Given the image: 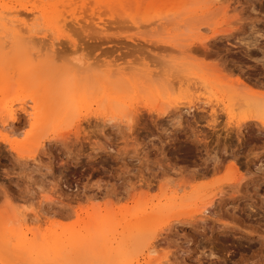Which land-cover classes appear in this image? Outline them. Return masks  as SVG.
<instances>
[{"label": "rangeland", "instance_id": "374dc122", "mask_svg": "<svg viewBox=\"0 0 264 264\" xmlns=\"http://www.w3.org/2000/svg\"><path fill=\"white\" fill-rule=\"evenodd\" d=\"M197 2L0 0V258L8 248L14 254L0 264H264V0ZM14 10L29 15L12 17ZM14 23L26 26V40L14 38ZM221 28L233 30L214 34ZM31 65L43 67L36 81L17 80ZM112 71L123 80H111ZM153 71L164 74L152 75L158 81L146 91L141 79ZM188 71L200 83L179 79ZM76 74H110L107 86L121 99L96 104L100 90L80 85L72 92L92 108L63 121L34 124L18 110ZM239 92L254 98L238 100ZM9 104L19 112L8 127L1 123ZM164 106L173 111L157 117ZM93 214L105 220L104 235H90ZM17 236L28 240L22 257ZM59 242L63 256L51 254Z\"/></svg>", "mask_w": 264, "mask_h": 264}, {"label": "bare ground", "instance_id": "6f19581e", "mask_svg": "<svg viewBox=\"0 0 264 264\" xmlns=\"http://www.w3.org/2000/svg\"><path fill=\"white\" fill-rule=\"evenodd\" d=\"M195 1H200V2H197V3H199V5H200V3L201 4H203V2L205 1V3H212V2H214V1H217V0H203L202 2H201V0H195ZM219 1V0H218ZM227 1V0H226ZM238 0H236V2H237ZM241 1V0H240ZM1 3H3V2H1ZM210 3V4H211ZM216 3V2H215ZM239 3V2H238ZM213 5H214V3H212ZM205 5L207 6L208 4H203V6L205 7ZM21 6V5H20ZM203 6H202V8H203ZM219 6H221V4L219 5ZM218 6V7H219ZM225 6V5H224ZM200 7V6H199ZM208 8L210 7V6H207ZM206 7V8H207ZM217 7V8H218ZM24 8L25 9H27V7L26 6H24ZM201 8V7H200ZM199 8V9H200ZM205 9V8H204ZM204 9H203V11H204ZM181 10H182V8H181ZM28 11H30V13H31V15H32V13H33V9H30V10H28ZM40 11V10H39ZM220 11V10H219ZM228 11V10H227ZM226 11V12H227ZM1 12H2V10H1ZM12 12V11H11ZM10 12V14H12ZM14 12H15V15H12V17L13 16H17L18 14H24L25 16H26V14L27 13H23L21 10H20V12L18 13L17 11H15L14 10ZM22 12V13H21ZM211 12V11H210ZM209 12V13H210ZM5 13H9L8 11H6ZM34 13H37V11L36 12H34ZM213 13H216V12H214L213 11ZM218 13V12H217ZM204 14H205V12H204ZM29 14H27V16H28ZM207 15H211V13L210 14H206V16ZM215 14H212V16H214ZM217 15V14H216ZM219 15V14H218ZM217 15V16H218ZM215 17V16H214ZM223 17V16H222ZM4 19V18H3ZM8 21V20H7ZM11 21H12V19H11ZM11 21H8V22H11ZM16 21V23H17V20H15ZM60 21V20H59ZM221 21V20H220ZM223 21V20H222ZM225 21H226V19H225ZM19 22V21H18ZM101 23V22H100ZM10 24H12V23H10ZM15 24V23H14ZM155 24V23H154ZM211 24V23H210ZM15 25H17V24H15ZM14 25V26H15ZM21 25V24H20ZM211 25H213V24H211ZM19 25H17L16 27H13L12 28V32H13V36H14V38L16 39V40H18V41H23V40H26V38H27V36H25L24 34H25V32L27 33V29H26V26H25V28H23L22 26H20V27H18ZM232 30L233 29H230V28H221V29H218V30H216L215 32H214V34H216V35H221V36H223V35H229V34H231L232 33ZM215 35V36H216ZM214 36V37H215ZM30 37V36H29ZM31 39V38H30ZM59 40V39H58ZM30 42V41H29ZM57 42H59V41H57ZM57 42H56V44H53L52 43V46L51 47H55V46H57L58 44H60L61 45V41L57 44ZM25 43V42H24ZM55 43V42H54ZM202 43H205V42H202ZM201 43V44H202ZM255 45V43H252V45H250L249 43L247 44V47H250V46H254ZM12 45H13V42H12ZM12 45H11V47H12ZM17 45V44H16ZM24 45V44H23ZM208 45V44H207ZM207 45H206V43L205 44H203L201 47H202V50L205 52V53H208L209 54V50L207 49ZM15 46V45H14ZM17 47H18V45H17ZM16 47V48H17ZM53 47V48H54ZM50 49V48H49ZM55 49V48H54ZM53 49V50H54ZM207 50H208V52H207ZM249 51H250V48L248 49ZM49 52H53V51H50L49 50ZM205 53H203V54H205ZM262 53H263V58H264V51L262 50ZM261 53V54H262ZM245 54H248V52H245ZM256 54V53H255ZM207 55V54H206ZM206 55H203V56H205L206 57ZM208 56V55H207ZM99 61V60H98ZM98 61H97V64H98ZM103 64V63H102ZM146 65V64H145ZM40 66V65H39ZM38 65H35V66H33V65H31V66H28L27 67V69H25L26 70V72H25V75L23 76L22 75V73L21 74H18V75H20V76H22V78L21 77H18V79L17 80H19V78H20V80L19 81H26V80H29V82L30 81H32L31 80V78H33L36 74H38L40 71H41V68H43L42 66H40L39 67ZM149 66V65H148ZM179 66V65H178ZM172 67V66H171ZM169 69V68H168ZM168 69H165V70H167L166 71V73H168ZM172 70L174 69V68H171ZM42 70H44V69H42ZM183 70V69H182ZM114 71H117V70H115L114 69ZM114 71H112V73L110 72V74H112V76L115 74V72ZM159 71V70H158ZM158 71H156V73H155V71H153L152 72V74H151V72H146V73H144V77H143V79H141V80H143V83H142V85L144 86V88H145V90L146 91H149L150 89H151V87L153 88L154 87V85L152 84V82L155 80L156 81V77L155 78H153L152 77V75H154L155 74V76H159V74H162L161 72H159V74H158ZM164 71V70H163ZM43 72V71H42ZM41 72V73H42ZM107 72H109V71H104V76H105V73H107ZM128 72V71H127ZM175 72H178V73H181V71H175ZM40 73V74H41ZM117 73V72H116ZM121 73H123V72H121ZM129 73V72H128ZM198 73V71L195 73V72H191V71H188L187 72V74L186 75H181L180 77L179 76H177V77H179V79H182L183 77L182 76H185L186 77V79L185 78H183V80L185 79V80H189V79H191V78H194V79H196V82H198L197 81V78H200V76L197 74ZM206 73V72H205ZM108 75V77H105V78H100L101 76H96L95 74H89V75H87V76H84V77H81V76H79V75H72V76H69V78L68 79H66L65 80V83L63 84V86H59V88L55 91H52L51 93H48V87L46 88L45 86V84L43 85L44 87H45V91L46 90H48V91H46V95L44 94V98H42V96H41V100L40 101H38L36 98H35V96L34 95H31L30 97H29V100H30V102L31 101H33L34 102V105H31V107H30V105H29V103H26V101H24L23 103H21L22 105H21V107L18 109V110H20V111H22L23 113H26V115H27V118H29V117H31L32 119H34V124H43V122H47V124L49 123V122H52V123H54V118H56V119H58V121H63L64 119H67V118H69V117H71V116H73V115H75V114H77V113H79V108H81V107H83V106H86V107H88L89 109L90 108H92V105H93V101L92 102H88L87 100H85V98H83V96H75V93H73L72 92V90L74 89H76V87H79L80 85L84 88V90H85V92H87V93H89L88 92V90H90V89H95V88H97V91L98 90H100V93L98 94V96L97 97H95V100H94V102L97 104V102L101 99L102 101L101 102H104V100L106 101H108L109 103L110 102H118L120 99H121V97H120V95L118 94V92L116 91V89H110V88H108V86H107V79L109 78V76L110 77H112L111 75ZM126 74V73H125ZM124 73H123V75H125ZM164 74V73H163ZM162 74V75H163ZM173 74H175L174 72L173 73H171V74H167V75H169L170 77L171 76H173ZM206 75V74H205ZM205 75H203V77H201V81H202V83H206V81L207 80H209V79H205ZM239 75V74H238ZM37 76V75H36ZM115 77H116V75H114ZM113 76V78L111 79V80H114L115 79V77ZM118 76H119V74H118ZM117 76V77H118ZM122 76V75H121ZM175 76V75H174ZM23 77H24V79H23ZM39 77H41V76H39ZM103 77V76H102ZM116 77V79L117 80H120L121 81V79L122 78H117ZM130 77V76H129ZM177 77H174V78H177ZM206 77H208L207 75H206ZM224 77V76H223ZM13 77H9V80L11 81V79H12ZM35 79L33 80V81H36V77H34ZM161 78V77H160ZM241 78H242V76H241ZM241 78H238L237 79V81H239V85L240 86H238V87H240L241 88V86L243 87V88H248V86L246 85L247 83H246V81H244V80H242ZM22 79V80H21ZM40 79V78H39ZM8 80V81H9ZM38 80V79H37ZM110 80V79H109ZM123 80V79H122ZM163 80V79H162ZM169 79L168 78H166V81H167V83H169V81H168ZM236 80V79H235ZM25 81L23 82L24 84H25ZM140 81V80H139ZM157 81H158V79H157ZM156 81V82H157ZM172 81V78H171V80H170V82ZM182 81V80H181ZM180 81V82H181ZM40 82H41V80H40ZM109 82V81H108ZM116 82V81H115ZM177 83L179 82L178 80L176 81ZM186 81H184L183 83L184 84H186L185 83ZM22 83V84H23ZM35 82H33V84H34ZM47 83V82H46ZM122 83H123V81H122ZM166 83V84H167ZM172 83V82H171ZM176 83V84H177ZM181 84L182 86L184 85V84ZM193 82L191 81V84H192ZM198 83H200V81L198 82ZM209 83V82H208ZM8 84H10L8 87L10 88L11 87V85L13 84V83H8ZM20 84V83H19ZM22 84L20 85V86H22ZM149 84H151V85H149ZM189 84V83H188ZM149 85V86H148ZM168 85V84H167ZM173 85V84H172ZM190 85V84H189ZM193 85V84H192ZM171 87V86H170ZM169 87V88H170ZM9 88H7V90L9 89ZM32 88V87H31ZM81 88V87H80ZM191 87L189 86V88L188 89H190ZM201 88V87H200ZM42 89V92H43V89L44 88H41ZM79 89V88H78ZM77 89V90H78ZM108 89H109V91H108ZM171 89H173V88H171ZM151 90H153V89H151ZM191 90V89H190ZM248 89H246V91H247ZM79 91V90H78ZM145 91V92H146ZM183 91H185V90H183ZM187 91V90H186ZM80 92V91H79ZM240 92H243V91H240ZM239 92V93H240ZM193 93V92H192ZM81 94V93H80ZM241 94V96H239ZM240 94H238V96H239V98H237L238 100H244V99H247V98H249V96L250 95H248L247 96V98L245 97V96H243L242 97V95L244 94L245 95V93H240ZM264 94V93H263ZM35 95H37V94H35ZM163 95V94H162ZM193 95V94H192ZM237 96V97H238ZM21 97V96H20ZM79 98H81V99H79ZM240 98H242V99H240ZM252 98H254V96H250V100L252 99ZM255 98H256V100H258V99H260L259 97H256L255 96ZM196 99V98H195ZM264 99V98H263ZM191 101V100H190ZM253 101H254V99H253ZM259 101V100H258ZM237 102V101H236ZM240 102V101H239ZM105 103V102H104ZM177 104H178V102H176ZM181 103H184L183 101H181V102H179V104H181ZM186 103V102H185ZM194 103V102H193ZM192 102H191V104L192 105H196V104H198V103H194L193 104ZM199 103H200V101H199ZM205 103V102H204ZM241 103L243 104V102L241 101ZM99 104V103H98ZM115 104H118V103H114V105ZM175 104V103H174ZM178 104V105H179ZM187 104V103H186ZM186 104H181V106H185ZM208 104V103H207ZM251 104V103H250ZM253 104V103H252ZM260 104V103H259ZM14 105H16V104H14ZM28 105V106H27ZM99 105H101V104H99ZM98 105V106H99ZM105 105V104H104ZM113 105V104H112ZM173 105V104H172ZM192 105H190L189 106V108H188V110L191 108V106ZM206 105V104H205ZM181 106H178V107H181ZM183 106V107H184ZM197 106V105H196ZM200 106H201V104L200 105H198L197 107H196V109H198L199 110V108H200ZM29 107V108H28ZM108 107V106H107ZM169 106L167 105V107L166 108H168ZM171 107V106H170ZM174 106H172V108H173ZM105 108V107H104ZM109 108V107H108ZM110 108H113L112 106L110 107ZM119 108V107H118ZM122 108H124V107H122ZM126 108V107H125ZM175 108V107H174ZM194 108V107H193ZM193 108H191V110L193 109ZM201 108H203V105L201 106ZM201 108H200V112H201ZM205 108V107H204ZM204 108H203V110H204ZM98 109V108H97ZM169 109H171V108H169ZM169 109H168V111H167V109H165V106H164V109L162 110V109H156L155 110V112H156V115H157V117H162V115H167V114H169L170 112H172V111H169ZM175 109H177V107L175 108ZM174 109V110H175ZM181 109V108H180ZM184 109V108H183ZM0 110H1V108H0ZM16 108H14V106H13V104L11 105V104H9V106L8 107H6L5 108V112H6V120H3L2 122L3 123H1V124H4L5 123V125H3V126H13V122H15V121H17L18 120V111ZM100 110V109H99ZM110 110V109H109ZM122 110V109H121ZM98 111V110H97ZM97 111H95V112H97ZM105 111V110H104ZM100 113H101V111H99ZM113 112V111H112ZM152 112H154L153 110H152ZM169 112V113H168ZM189 112V111H188ZM192 112H193V110H192ZM191 112V113H192ZM196 112V111H195ZM3 113V112H2ZM98 113V112H97ZM96 113V115H100V114H97ZM111 113V112H110ZM113 113H115V112H113ZM198 113H199V111H198ZM104 114H105V112H104ZM151 114V113H150ZM89 115V114H88ZM101 115H102V113H101ZM101 115H100V117H101ZM106 115V114H105ZM108 115H109V113H108ZM108 115H107V117H108ZM154 115V114H153ZM196 115H197V113H196ZM29 116V117H28ZM117 115H111L110 117H108L107 119H105V122H114V119H117L118 120V118L116 117ZM122 116H124V114L122 115ZM88 117V116H87ZM3 119V118H2ZM89 119V118H88ZM102 119V118H101ZM116 120V121H117ZM257 120H259V119H257ZM100 121V120H99ZM129 121V120H128ZM55 122H57V121H55ZM245 122H247V121H245ZM178 123V122H177ZM41 124V125H42ZM46 124V125H47ZM116 124V123H115ZM44 125H45V123H44ZM49 125V124H48ZM178 125H180L179 123H178ZM49 127H51V126H49ZM48 127V128H49ZM39 129V128H38ZM41 129H43L42 127H41ZM52 128H49L48 130H51ZM238 129H240V128H238ZM48 130H46L45 129V132L46 131H48ZM236 132H238V131H236ZM240 133H242V132H240ZM45 133H42V135H41V137H44L45 135H44ZM238 134V133H237ZM240 135V134H239ZM238 136V135H237ZM239 138V137H238ZM237 139V138H236ZM205 141V140H204ZM237 143V142H236ZM245 144V143H244ZM243 144V145H244ZM224 151H225V149H224ZM233 154V153H232ZM236 154V153H235ZM235 154H233V155H231L232 156V158L233 159H231V167L233 168V169H231V168H229V169H231V170H235V171H233L232 173H234V172H238V170H239V168H238V165H237V162L235 163V160L234 159H236L237 157L235 156ZM234 157H236V158H234ZM214 159V158H213ZM238 159V158H237ZM224 160V159H223ZM213 161V163H214V166H212L213 167V169H216L217 167L219 168V166L221 165L220 163L222 162L221 160H219V158L218 159H214V160H212ZM212 161H210V162H212ZM248 163V162H247ZM223 164V163H222ZM240 165V164H239ZM247 165V164H246ZM248 167V166H247ZM205 170V169H204ZM211 170H212V168H211ZM248 170V169H247ZM202 171V170H201ZM208 171H210V170H208ZM208 171H207V173H208ZM196 172V171H195ZM200 172V171H199ZM204 172V171H203ZM200 173H202V172H200ZM193 175L192 176H194V172L192 173ZM201 175V174H200ZM239 176L241 175V174H238ZM198 176V175H197ZM239 176L237 177V179L239 178ZM196 177V176H195ZM235 177V178H236ZM243 179H245L244 177H242V175H241V177L238 179V183H240V181L241 180H243ZM235 181V180H234ZM234 184V183H233ZM233 184H232V186H230V187H234L233 186ZM237 182L234 184L235 186H239V184H237ZM231 185V184H230ZM229 186V185H228ZM182 187V186H181ZM180 187V188H181ZM184 188H185V186H184ZM180 191V190H179ZM193 192V191H192ZM176 193V192H175ZM194 194H196V192H194ZM182 195V194H181ZM179 196V195H178ZM177 196V197H178ZM184 196V195H183ZM185 196H187V195H185ZM172 197H176L175 195L174 196H172ZM185 198V197H184ZM174 199V198H173ZM178 199H180V196H179V198ZM184 199H182V201H183ZM210 200V199H209ZM178 201V200H177ZM183 202H185V201H183ZM208 204V203H207ZM206 206V205H205ZM204 205H203V209H199V211H197V209L196 208H194V209H196V210H191L190 211V216H195L194 215V213L197 211V212H200L201 214L202 213H204V212H208V210H207V207H205ZM168 207H171V205L170 206H168ZM202 207V206H201ZM201 210V211H200ZM188 211V210H187ZM187 214L185 211L183 212V213H181V214H183V215H185V214ZM95 214H93V215H90V217H89V222H86L87 224H91L92 223V225H94V226H90V227H93L90 231V235L92 236V235H94L95 233H100L101 235H104L105 234V231H104V229H105V220H103V219H101L102 218V216H101V218H99L98 219V217L100 216H96L95 215V217H93ZM180 215V214H179ZM178 214H177V216H179ZM171 216V215H170ZM173 217H175L176 216V214H175V216H174V214L172 215ZM182 216V215H181ZM202 216V215H201ZM200 216V217H201ZM108 217V216H107ZM172 217V218H173ZM199 217V218H200ZM169 218L170 217H168V220H167V222H169ZM104 219H107L106 218V216L104 215ZM171 219V218H170ZM203 220V219H202ZM87 221V220H86ZM166 221V220H165ZM13 222H15V220L13 221ZM165 223V222H164ZM14 224V223H13ZM84 224H85V222H84ZM15 225V224H14ZM122 225V224H121ZM84 227H86V226H83V229H84ZM18 228H20V226H18ZM138 229V228H137ZM0 230H1V226H0ZM86 230H88V229H86ZM88 230V231H89ZM2 231V230H1ZM5 231H6V229H5ZM15 231V230H14ZM84 231H85V229H84ZM136 233H139V234H141L142 233V231L140 230V229H138L137 231H135ZM85 233V232H84ZM14 234V233H13ZM68 234H70V233H68ZM86 234H88V233H86ZM154 234H155V232H154ZM6 235H7V233H6ZM16 235H18V234H16ZM66 235V234H65ZM75 235H76V233H75ZM75 235L72 237L71 235H69L70 237L68 238V241L70 242V244L71 245H73V246H75V245H77V244H75ZM153 235V234H152ZM158 235V234H157ZM14 236H15V234H14ZM78 236V235H77ZM80 237L79 238H81V239H84L83 241L85 242L86 240H87V235H85V234H81V235H79ZM149 236V235H148ZM11 237V236H10ZM18 237V236H17ZM59 237V236H58ZM63 238H64V236H62ZM66 237H67V235H66ZM150 237V236H149ZM56 238V237H55ZM151 238V237H150ZM47 239V238H46ZM67 239V238H66ZM48 240V239H47ZM53 240H56V239H54L53 238ZM60 240V239H59ZM64 240V239H63ZM127 240V239H126ZM151 240V239H150ZM19 241V242H18ZM18 247L16 248V254H17V256L18 257H22L23 255H25V245H27L26 243L28 242V240H25L24 239V237H21V238H19L18 237ZM67 241V242H68ZM82 241V242H83ZM55 242H57V241H55ZM64 242V241H63ZM60 244H62V242L60 243L59 242V244H54L55 246L53 247L52 246V251H53V253H51V254H53V255H56V252L57 253H60V256H63L64 255V251L62 250L61 252H60V248L59 249H57L58 248V246H60ZM150 244H151V242H150ZM57 245V246H56ZM5 248V247H4ZM113 248V247H112ZM150 248V251L151 252H155L154 250V247H152V246H150L149 247ZM9 249V248H8ZM8 249H6V250H3L2 251V257L0 258V261L1 262H5V263H7L6 262V260H5V258H7V257H9L10 255H14L13 253H12V251H10L12 254H9L10 252L9 251H7ZM50 250V249H49ZM56 251V252H55ZM59 251V252H58ZM149 251V250H148ZM1 253V252H0ZM50 254V253H49ZM1 255V254H0ZM20 255V256H19ZM7 260H9L8 258H7ZM10 261H12V260H10ZM18 262V261H17ZM8 264H10V263H8Z\"/></svg>", "mask_w": 264, "mask_h": 264}]
</instances>
